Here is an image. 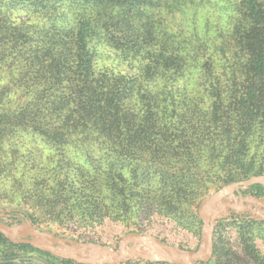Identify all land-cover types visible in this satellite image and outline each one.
<instances>
[{
	"label": "rangeland",
	"instance_id": "1",
	"mask_svg": "<svg viewBox=\"0 0 264 264\" xmlns=\"http://www.w3.org/2000/svg\"><path fill=\"white\" fill-rule=\"evenodd\" d=\"M207 1L206 13L201 14L202 24L209 23L207 45L213 51L225 47L228 52L227 58L218 51L212 58L220 75L215 76L220 81L218 93L207 91L208 84L193 73L186 96L176 95L175 106L158 113L153 140H126L118 154L100 144L87 148L79 140H0V215L11 210L28 212L41 231L77 246L99 245L112 253L120 252L122 239L132 233L155 236L187 251L203 247L213 196L229 183L264 176V91L261 115L246 118L238 104L247 87L246 76L233 77L232 66L238 69L240 64L233 40L240 11H232L229 0ZM231 1L237 5L240 0ZM56 3L46 0L28 8L22 0H0V25L4 22L19 29L21 42L33 40L39 54L47 11L54 6L61 12ZM259 3L264 9V0ZM27 58L21 59L26 63ZM38 59V68L53 64L52 58ZM220 65L227 68L225 74H220ZM115 66L112 60L99 59L93 74L111 72ZM4 85L0 75V88ZM12 96L10 103L20 102L18 90ZM167 130L170 136L164 134ZM240 158L245 162L238 167L233 162ZM180 175L190 180H180ZM242 196V201L237 195L226 201L242 203L254 214L225 210L215 226L212 257L196 264H264V195L246 188ZM6 239L1 258L16 264H68L64 260H70L35 245L19 248ZM151 263L163 264L140 258L104 264Z\"/></svg>",
	"mask_w": 264,
	"mask_h": 264
},
{
	"label": "trees",
	"instance_id": "2",
	"mask_svg": "<svg viewBox=\"0 0 264 264\" xmlns=\"http://www.w3.org/2000/svg\"><path fill=\"white\" fill-rule=\"evenodd\" d=\"M52 1L61 12L54 6L47 11L39 54L33 40L29 46L21 42L19 29L0 25V75L5 81L0 88V140H79L87 148L100 144L118 154L126 140H153L158 113L175 106L176 95L186 96L193 73L208 84L207 91L218 93L220 81L215 76L220 75L212 58L217 51L227 58L228 52L207 45L209 23L201 22L207 0H48ZM258 1L240 0L236 5L229 0L230 9L240 11L233 30L240 64L232 68L233 77L246 76L247 87L238 100L246 118L263 111L259 101L264 91V9ZM22 2L30 8L46 0ZM17 36L20 39L14 42ZM42 56L52 58L53 64L38 68ZM26 57L24 63L21 58ZM103 58L116 66L94 76V63ZM125 66L131 69L124 70ZM220 68L225 74L227 68ZM15 90L20 102L10 103ZM164 134L170 136L168 130ZM243 158L233 164L237 161L239 167ZM250 189L264 195L261 185ZM2 213L5 223L36 224L28 212ZM5 242L0 234V264H16L1 258Z\"/></svg>",
	"mask_w": 264,
	"mask_h": 264
},
{
	"label": "water",
	"instance_id": "3",
	"mask_svg": "<svg viewBox=\"0 0 264 264\" xmlns=\"http://www.w3.org/2000/svg\"><path fill=\"white\" fill-rule=\"evenodd\" d=\"M254 185L264 187V176H253L247 180L232 182L213 196L210 200L213 211L207 217V238L198 251H187L165 244L155 236L132 233L122 239L120 252L112 253L99 245L77 246L51 233L41 231L31 221L20 225L5 223L1 220L3 214L0 215V234L9 238L11 242L35 245L56 257L70 259L78 264L122 263L128 258L159 261L165 264H196L212 257L215 226L223 218L224 211L248 210L242 203L235 205L228 203L226 198L237 195V200L242 201V191ZM248 211L254 214L252 210Z\"/></svg>",
	"mask_w": 264,
	"mask_h": 264
}]
</instances>
